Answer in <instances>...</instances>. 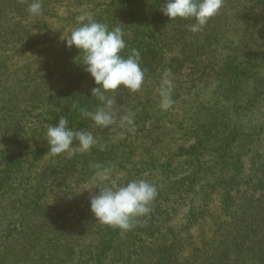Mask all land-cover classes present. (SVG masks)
Returning <instances> with one entry per match:
<instances>
[{
  "label": "trees",
  "instance_id": "obj_1",
  "mask_svg": "<svg viewBox=\"0 0 264 264\" xmlns=\"http://www.w3.org/2000/svg\"><path fill=\"white\" fill-rule=\"evenodd\" d=\"M250 1H258L252 10L262 4ZM31 2L0 0V264H264V63L255 57L264 54V20L263 33L221 67L216 45L226 42V13L194 34V21L162 14L166 0H42L39 16L29 14ZM62 7L69 16L58 36L67 38L79 26L78 10L88 9L98 22L122 29V55L139 51L142 89L106 93L116 111L133 114L131 126L99 127L82 116L81 109L94 112L101 104L92 96L94 80L74 62L79 51L63 40L54 52L41 48L45 18ZM200 64L217 100L195 103L188 117L174 121L151 94L166 70L176 77ZM246 90L253 96L237 116L233 96ZM61 116L99 141L90 155L78 141L71 156L46 155L47 125ZM94 164L114 165L121 184L144 179L156 186L149 214L132 229L99 223L90 199L79 194ZM94 186L92 195L99 192Z\"/></svg>",
  "mask_w": 264,
  "mask_h": 264
},
{
  "label": "clouds",
  "instance_id": "obj_2",
  "mask_svg": "<svg viewBox=\"0 0 264 264\" xmlns=\"http://www.w3.org/2000/svg\"><path fill=\"white\" fill-rule=\"evenodd\" d=\"M224 0H166L160 9L171 22L177 19L192 20L188 25L192 33L203 31L208 22L217 16L223 8ZM29 14L39 16L42 13V0H32L28 7ZM78 27L67 38L61 37L68 48L75 47L80 55L74 62L90 74L97 87L91 92L101 104L94 112L81 109V114L94 122L96 126L108 128L119 122L120 127L133 124V114L114 109L116 103L106 93H119L121 86L128 92H138L145 81V71L141 67L139 51L133 49L125 57L121 53L126 48L124 34L120 27L110 29L105 23L94 19L92 13L82 12L77 16ZM82 60V64L78 61ZM170 72L165 71L161 77L159 89L160 108L168 110L174 101L173 84ZM49 145L46 154H74L72 145L78 141L80 152H87L99 141L88 129L69 127V120L61 116L55 126L47 125L45 139ZM105 145L100 144L104 150ZM93 182L98 185V194L90 198V210L99 223L128 231L133 228L137 217L146 216L150 205L157 196V188L151 182L138 179L126 184L119 183L115 166L94 164Z\"/></svg>",
  "mask_w": 264,
  "mask_h": 264
},
{
  "label": "rangeland",
  "instance_id": "obj_3",
  "mask_svg": "<svg viewBox=\"0 0 264 264\" xmlns=\"http://www.w3.org/2000/svg\"><path fill=\"white\" fill-rule=\"evenodd\" d=\"M250 0H224L223 8L221 9L220 13L218 15H222L224 13L228 14L231 20L228 22V26L226 27V38L223 44L216 45L219 50V55H223L220 57V65L221 67H228V65L231 64L233 61V55L236 52H245V46L251 45L252 40L256 39L261 33L264 32V28H262V31L259 32V27L262 25V21L264 20V0H262V4L259 6H255L254 10H252L251 7H253L254 3H249ZM254 1V0H253ZM101 2H108V0H101ZM252 3V4H251ZM251 8V9H250ZM90 12V10L86 9H80L78 12ZM67 8H61L57 11L58 15H54L51 17H44L49 22V29L48 33L44 35V39H46V42L42 44L41 48L46 49L51 47V52H54L57 48V46L60 45V41L62 40V36H64V33L62 35L58 36V31L62 29L63 26H65L66 22L65 19L69 16L67 13ZM253 13V14H250ZM262 13V16L260 14ZM234 17V18H233ZM215 18V17H214ZM217 19L212 20L213 23V29H218L220 26V21L218 20L219 17H216ZM44 19V20H45ZM217 24V25H216ZM214 25L216 27L214 28ZM224 26V25H223ZM66 31L69 30L65 29ZM217 33V32H214ZM215 35V34H214ZM214 35H210L211 40L210 43H215ZM213 36V37H212ZM230 41V42H229ZM209 43V42H208ZM226 43L233 44V46H225ZM238 45V46H237ZM236 46V50H232ZM238 47V48H237ZM221 53V54H220ZM257 61L260 63H264V54L261 52L258 55H255ZM199 59V58H198ZM207 59V57H202L201 60L204 61ZM210 59V58H209ZM34 60V56L32 55L29 59L26 60V65L30 61ZM200 60V59H199ZM209 67L211 68V65L215 64V62L211 63V60H209ZM206 63V64H207ZM211 63V64H210ZM25 64V61L19 62L15 65L13 68H19L20 66H23ZM19 66V67H18ZM200 65H189L185 70L180 71V75L176 77H171L173 84V91H172V97L175 95V99H173L174 103L171 108H169V114H172V120L177 121L181 118H184L185 116L188 117L186 114L187 111L194 110L195 103H204L205 104H212L217 100V92L212 86V81L210 78H206V75L203 74L201 71L203 70V67H200ZM198 67V68H197ZM219 67L217 66V69ZM217 84H220V82L216 81ZM161 85V80L159 81V84H157L154 88V92L151 94V99H153V102H160V96H159V89ZM224 85V84H223ZM229 84H226V86ZM225 86V85H224ZM253 95L251 94V90L249 92L246 90L242 93H239L235 96H233L234 102L233 109L236 115L238 116L240 112L238 111V107L246 106L248 101ZM247 119V118H246ZM243 121V124L249 125L248 122ZM185 121L188 122V120L185 119ZM179 144L185 145L186 147H190L192 142L185 143L184 141H180ZM74 152H76L74 150ZM86 155H90L92 152L91 150H88L87 152H82ZM118 175V173H116ZM120 176V175H118ZM95 190L93 178L91 181L87 184H85L80 190L79 194L81 196L91 198V195L94 194L93 191ZM214 210H217L218 203L216 202L213 204ZM181 213L184 209H180ZM177 223L182 222V216L178 215L176 218Z\"/></svg>",
  "mask_w": 264,
  "mask_h": 264
}]
</instances>
